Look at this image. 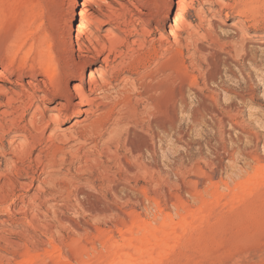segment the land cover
<instances>
[{
    "label": "rangeland",
    "instance_id": "obj_1",
    "mask_svg": "<svg viewBox=\"0 0 264 264\" xmlns=\"http://www.w3.org/2000/svg\"><path fill=\"white\" fill-rule=\"evenodd\" d=\"M68 1L0 0V68L15 70L25 51L18 49L19 36L29 32L45 37L58 55L56 43L66 38L69 24ZM249 1L242 16L252 38L244 42L245 56L203 40L212 53L207 61L189 65L183 48L171 64L173 76L153 82L149 118L164 123L162 129L137 122L132 128L129 121L108 156L93 138L83 149L86 158L58 154L64 161L56 157L49 165L46 149L36 146L42 162L31 164L34 173L26 183L32 186L13 189L9 214L0 209V264H110L115 254H121L116 264H125L127 254L126 264H264V0ZM186 13L196 24L195 13ZM234 14L221 15L217 30L238 41L231 35ZM177 35L182 39L183 33ZM118 100H111V109L121 108ZM128 148L142 156L134 158ZM120 161L130 163L131 174ZM20 196L34 197L33 208L22 205ZM4 237L19 245H7Z\"/></svg>",
    "mask_w": 264,
    "mask_h": 264
},
{
    "label": "bare ground",
    "instance_id": "obj_2",
    "mask_svg": "<svg viewBox=\"0 0 264 264\" xmlns=\"http://www.w3.org/2000/svg\"><path fill=\"white\" fill-rule=\"evenodd\" d=\"M248 1L171 0L169 3V0H69V24L66 28V38L56 43L58 55L52 51L51 44L45 45V37L36 36L34 32L19 36L18 49L25 48L22 60L19 64L17 62L15 70L0 68V209L9 214L12 202L10 200L16 196L13 189H29L32 186L29 181L26 183L29 174L34 173L31 164L35 161L42 162L37 145H42L47 153L54 154L43 155L44 160L48 159L46 165H49L55 162L56 157L64 161L63 155L66 153L76 158H86L88 151L85 153L83 149L87 140L93 138H97L96 142L93 140L94 147L97 148L100 142L99 147L101 145L103 153L108 156L112 147L120 144L121 133L129 121L131 127L137 122V125L142 123L147 129H162L164 123L149 118V96L153 82L173 76L172 71L176 68L174 66L170 70V67H173L171 64L183 52V48L186 49V54H189V65L196 66L199 59L207 61L212 53L205 49L208 48L207 45H202L203 40H210L213 44L221 43L226 45V48L228 46L227 54L243 53L245 56L247 50L244 42L246 39H252L248 27L242 21L244 8L246 9L244 5ZM188 10L195 13L196 24L188 21ZM231 12H235L237 17L230 24L233 32L231 35L236 36L238 41L227 39L230 36L228 33L221 34L217 30V23H223L221 15L224 14V17L228 18ZM180 32L183 33L182 39H175ZM172 39L174 41H171ZM32 55L36 58H30ZM67 73L71 74L70 78H67ZM189 79L195 86L198 84L195 77ZM202 89L204 88H201V91ZM52 94L55 99L50 102L49 96ZM113 98L121 101V108H110ZM181 107L182 105L179 109ZM5 139L8 142L7 148L2 142ZM131 144L133 145L132 140ZM129 149L130 154L136 155V158L142 153L140 148L141 153L138 152V155L135 148ZM131 155L127 157L132 159L134 156ZM74 157L72 159H75ZM129 164L122 162L120 165L125 174H131L133 168ZM143 166L145 169L149 168ZM11 170H14L15 177L10 175ZM7 173L10 176H7ZM34 187L40 189L37 185ZM110 192L115 195L112 188ZM32 199L34 197H24L20 203L30 207L33 204ZM3 240L10 246L19 245L13 239L4 237ZM124 247H129V244L121 245V248ZM120 256L121 254H115L110 264L119 263ZM124 262H131L130 254L125 255Z\"/></svg>",
    "mask_w": 264,
    "mask_h": 264
}]
</instances>
